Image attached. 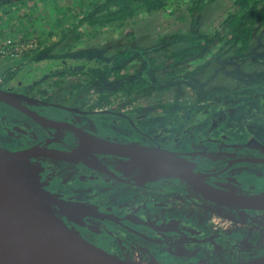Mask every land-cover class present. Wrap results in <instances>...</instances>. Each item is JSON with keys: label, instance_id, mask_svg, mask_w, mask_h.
Listing matches in <instances>:
<instances>
[{"label": "flooded vegetation", "instance_id": "obj_1", "mask_svg": "<svg viewBox=\"0 0 264 264\" xmlns=\"http://www.w3.org/2000/svg\"><path fill=\"white\" fill-rule=\"evenodd\" d=\"M21 83L23 84L21 79L14 80L10 73H7L0 87L38 100L29 108L36 110L41 118L60 120L116 142L161 147L178 152L192 161L196 170L216 173V176L210 177L212 181L229 182L241 189L233 182H236L243 171L247 173L264 170V163L248 161L234 163L225 169L228 162L235 159H264L263 99L257 100V104L246 98H233L230 101L225 98L213 99L205 103L197 98L189 101L192 103L171 100L163 108L150 109L148 113H144L134 108L115 110L97 98L91 106L92 102L85 97L87 93L80 95L79 92L75 95L69 92L58 99L48 88L39 89L38 85L31 87L34 85ZM82 96L84 97L78 104H68L71 98ZM224 101H228V104ZM244 103L248 105V109ZM199 104L204 105L206 112L199 108ZM0 106L9 112L0 118L2 148L8 151H24L40 144L69 152L77 146L74 137L76 134L69 128L41 125L29 115L9 105L0 103ZM240 106L244 107L239 130L242 136H204L199 131L203 122L210 119L207 117L220 114L221 118L225 117L223 119L231 118ZM190 107L195 108L190 112ZM257 107L262 109L258 112ZM170 111L175 112L173 118H170ZM162 120H165L164 124L159 125ZM208 143L212 144V147ZM218 144L226 149L222 151L223 157L217 161L207 159L205 155L209 151L217 150L215 146ZM89 158L93 161L92 164L74 163L39 154L31 156L29 160L42 167L41 181L45 189L64 199L96 205V214L81 219L84 224L75 220H71V224L87 242L99 250L118 259L137 263L179 264L173 259L179 258L178 256L172 254L170 258L164 256L160 250L169 245H184L185 249L191 248L189 252L193 256H198L202 252V246L231 235L235 236V240L238 237L253 244L257 248L254 254L261 252L258 256L264 255V241L260 240L264 233V224L258 222L261 221L264 211L246 210L245 217L251 224H259L257 232H239L234 227H224L221 230L217 225V216L234 221L232 215L237 214L236 210L213 202L186 181L166 176L151 178L146 183L139 184L131 177L135 171L119 162L123 159L98 153H91ZM262 175L264 176L263 173ZM247 183L248 181L243 184ZM248 186L250 189L242 190L256 191L252 185ZM145 211L151 212V215L147 216ZM249 217L258 220L252 222ZM158 221L176 226L167 233H162L160 228L155 226ZM182 224L187 229H184ZM189 227L195 229V232H189ZM135 252L138 257H134ZM212 252L213 250L206 255L207 259L204 261L200 257L195 259L194 263L185 259V264H225L258 257L248 255L242 259L235 256L218 258L214 257Z\"/></svg>", "mask_w": 264, "mask_h": 264}, {"label": "rangeland", "instance_id": "obj_2", "mask_svg": "<svg viewBox=\"0 0 264 264\" xmlns=\"http://www.w3.org/2000/svg\"><path fill=\"white\" fill-rule=\"evenodd\" d=\"M90 1L0 0V3L6 2L0 5V83L10 73L14 80L21 79L25 85L50 89L58 99L69 92L75 95L79 92L80 95L87 93L85 97L92 102V106L100 94L121 86L123 79H143L157 86V90L152 92L154 95L133 101L119 99L108 105L119 111L134 108L144 113H148L150 109L163 108L171 100L192 103L189 101L197 98L205 103L213 99L225 98L230 101L233 98H246L252 100L253 104H257V100H264V19L255 24L248 49L238 57L232 50L222 51L215 59L210 55L197 56L187 66H180L172 75L167 74V67H155V64L164 61V58L157 59L155 53L154 45L160 37L188 30L225 31L222 21L233 10L232 0H215L192 16L184 9L182 1L178 7L176 3H169L166 9L152 13L140 12L123 25L108 30L103 27L90 28L87 24L76 25L79 18L90 10ZM32 40V43L37 41V47L24 53L27 47L21 49L19 46L25 47ZM9 44L13 45L10 47ZM164 45L177 48L176 44ZM129 47H134L135 52ZM4 50L11 51L12 54L5 56L8 53H3ZM218 50L214 48L210 54ZM153 57L156 60L151 63ZM83 97L71 98L68 104L74 106ZM224 102L228 104V101ZM243 105L248 109L247 104ZM199 106L206 112L203 104ZM194 108L190 107V112ZM259 109L262 108L257 107L256 111ZM243 111L244 107L240 106L231 118L223 119L225 117L221 118L220 114L207 117L210 119L203 122L199 131L204 136H242L239 130ZM5 113L9 112L0 106V118ZM174 114V111H170V118ZM164 121L159 125L164 124ZM209 145L212 147V144ZM215 148L218 151H209L205 155L207 159L217 161L223 157L222 151L226 149L221 144ZM262 173L264 174V170L243 171L235 181L241 185L248 181L245 185L251 184L255 192H264ZM144 213L151 215L149 211ZM232 216L234 221L217 216V225L221 230L224 227H234L239 232H254L259 227L258 223H255L256 226L252 225L245 216ZM261 222L264 223V214L261 215ZM155 226L162 233H167L176 224L166 225L158 221ZM182 227L187 229L184 224ZM194 230L188 228L189 232H195ZM233 237L230 235L202 246L203 254L198 256H193L189 252L191 248L185 249L184 245H169L160 252L164 256L175 254L181 257L182 259L173 258L179 264H185V259L194 263L199 257L204 261L211 250L212 255L218 258L235 256L242 259L261 253L254 254L257 248L253 244ZM260 240L264 241V233Z\"/></svg>", "mask_w": 264, "mask_h": 264}, {"label": "water", "instance_id": "obj_3", "mask_svg": "<svg viewBox=\"0 0 264 264\" xmlns=\"http://www.w3.org/2000/svg\"><path fill=\"white\" fill-rule=\"evenodd\" d=\"M37 102L30 96L0 87V103L29 115L41 125L69 128L76 134L77 146L69 152L40 144L24 151H8L0 146V264H169L118 259L87 242L71 220L84 224L81 219L96 214V205L64 199L45 189L42 167L29 160L37 154L88 164L93 162L89 158L91 153L123 160L140 155L166 176L186 181L221 206L264 211V192H249L235 185L236 190L222 187L219 185L222 182L210 178L216 173L196 170L193 162L178 152L116 142L60 120L41 118L36 110L29 108ZM243 161L264 163V159L244 157L228 162L225 169ZM225 264H264V255Z\"/></svg>", "mask_w": 264, "mask_h": 264}, {"label": "trees", "instance_id": "obj_4", "mask_svg": "<svg viewBox=\"0 0 264 264\" xmlns=\"http://www.w3.org/2000/svg\"><path fill=\"white\" fill-rule=\"evenodd\" d=\"M94 0L90 1V10L79 18L76 25L87 24L90 28L103 27L105 30L111 27H119L137 16L140 12L152 13L166 9L169 3H184V9L189 15H196L201 12L206 5L215 0ZM6 4V2L0 3ZM233 10L229 11L223 19L222 24L225 31L214 30H188L186 32H176L159 38L154 45L157 59L161 60L155 67H167L168 75L177 72L180 66L188 65L190 60L197 56L210 55L215 59L222 51L232 50L239 56L246 51L252 39L255 24L264 19V0H232ZM164 44H176L177 48ZM130 48V47H129ZM218 48L214 54L211 50ZM135 52V48H130ZM156 60L151 58V63ZM117 72V70H115ZM157 89L148 81L140 80H122V85L114 90H107L98 96L97 100L101 102L117 101L119 99H128L129 101L150 97L152 92ZM111 96L113 99L111 100ZM241 189H250L248 185H241L233 182ZM251 186V184H250Z\"/></svg>", "mask_w": 264, "mask_h": 264}, {"label": "bare ground", "instance_id": "obj_5", "mask_svg": "<svg viewBox=\"0 0 264 264\" xmlns=\"http://www.w3.org/2000/svg\"><path fill=\"white\" fill-rule=\"evenodd\" d=\"M119 160V159H118ZM120 163H124L127 168L135 171L134 176H131L134 181L139 184L146 183L151 178H163L166 175L159 168L149 163L145 158L140 155H134L133 157L127 160H119ZM220 186L226 187L230 190H236L234 185L228 183H219ZM237 215L247 216L246 211L238 209L236 210ZM245 224V223H244ZM152 263V262H151Z\"/></svg>", "mask_w": 264, "mask_h": 264}, {"label": "built area", "instance_id": "obj_6", "mask_svg": "<svg viewBox=\"0 0 264 264\" xmlns=\"http://www.w3.org/2000/svg\"><path fill=\"white\" fill-rule=\"evenodd\" d=\"M34 40H32V41H30V43H28V44H26V46L25 47H23L22 45L21 46H19L21 49H23V48H26V50H25V52L24 53H27V52H29V51H31L30 49H32V47L33 48H36L37 46H35V45H37L36 43H37V41L35 42V43H32ZM13 45V44H12ZM11 44H9V46L11 47L12 46ZM35 46V47H34ZM3 53H8V54H4L5 56H10L11 54H12V52L11 51H7V50H4V52ZM229 220V219H228ZM134 257H138V253L137 252H135L134 253Z\"/></svg>", "mask_w": 264, "mask_h": 264}]
</instances>
